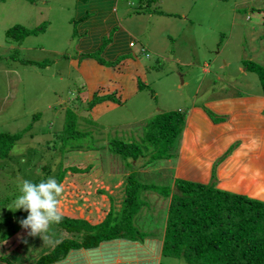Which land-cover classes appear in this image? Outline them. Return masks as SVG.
Listing matches in <instances>:
<instances>
[{"label":"rangeland","instance_id":"1","mask_svg":"<svg viewBox=\"0 0 264 264\" xmlns=\"http://www.w3.org/2000/svg\"><path fill=\"white\" fill-rule=\"evenodd\" d=\"M127 1L131 14L140 21L137 31L140 40L134 51L141 50L140 57L147 64L149 87L144 88L137 99L120 105L115 112L117 117H113L110 124L132 120L138 117L139 111L143 112L140 116L151 113L153 117L179 107L187 110L194 101L193 105H204L207 100L227 95L228 91L235 95L259 93V75L248 67L252 63L264 67V0ZM82 3L91 4V0H6L0 3V134H21L9 155L0 157V229L5 234L13 227L20 228L18 221L27 216L23 210L13 212L7 208L19 194L18 180L40 181L53 176L66 186L64 176L68 170L62 173L61 167L69 164L73 168L72 157L81 156L87 148L94 150L103 146L97 151L102 153L115 137L142 144L143 153L153 150L142 132L145 121L106 131L90 123L82 126L79 123L84 121H78L79 125L74 126L75 135L70 136L65 131L66 126L73 128L69 122L66 124V109L73 108L77 114H82L81 105L87 106L78 96L79 91L86 90L84 73L92 72V68L87 70L89 57H81L87 53L79 50L80 43H86L77 32L76 15ZM143 6L145 9L140 10ZM138 10L140 17H137ZM158 10L167 15L159 14ZM148 11L155 12L149 16ZM15 24L28 28L47 26L44 34L42 31L17 42L6 36V30ZM151 43L163 53L148 52ZM87 49L84 47V51ZM94 51L90 52L100 57L99 51ZM177 59L191 64L181 65ZM92 74L95 75L96 70L93 69ZM102 89L106 90L104 86ZM139 104L140 110L136 111ZM111 158L112 172L118 174L126 167L140 180L144 166L131 160L128 163L113 152ZM166 164L159 159L151 169L158 172L155 167ZM147 175H143L145 181L160 186L171 182V179L155 178L154 173L151 179ZM146 191L141 196L143 207L133 219L139 231L133 232L138 239L164 234L171 202L163 195L157 201L149 195L155 190ZM57 229L58 226H50L45 234L47 239L42 240L28 236L27 230L21 228L8 238L9 242L0 244V260L11 258L19 263L35 260L62 238ZM100 229V226L95 228L93 234H100ZM80 234L83 237V233ZM159 260L160 264H189L183 258L162 254Z\"/></svg>","mask_w":264,"mask_h":264},{"label":"crops","instance_id":"2","mask_svg":"<svg viewBox=\"0 0 264 264\" xmlns=\"http://www.w3.org/2000/svg\"><path fill=\"white\" fill-rule=\"evenodd\" d=\"M82 4L76 15L77 32L86 43H80L79 50L87 53L81 57H89L87 70L92 68V72L94 69L96 74L84 73L86 90L79 91L78 97L85 103L95 95L102 97L113 94L114 97L100 101L90 110L87 109L88 104L87 106L80 104L83 110L82 114H77V125L90 123L94 126L99 125L106 131V129L128 127L137 121H145L141 127L143 134L146 135L151 113L140 116L143 112L139 111L138 117H133L132 120L109 123L113 117H117L115 112L120 105L137 99L143 92L144 88L140 87V82L149 87L146 81L147 64L140 57L141 50L134 51L135 45L140 40L137 32L140 21L131 14L127 0H91V4ZM154 12L148 11V15L151 16ZM158 13L167 15V12L162 10H158ZM138 14L137 17H140L141 13ZM106 37L110 38V42L102 47ZM86 46L88 49L84 51ZM94 50L99 51L100 57L93 54ZM147 51L154 54L163 53V50L153 43ZM132 52L134 55H131ZM69 61L73 63V59ZM177 62L182 65L186 61L177 59ZM103 86L106 90L102 89ZM260 87L259 93L235 95L228 94L230 92L228 91L227 95L207 100L204 105H193L194 101L188 105L190 108L187 110L179 107L178 110L186 114V123L179 139L177 155L175 158L161 159L167 164L155 167L158 172L152 170L157 160L149 165L151 167L147 165L142 168L140 181L144 184L157 185L144 180L143 175L148 174L147 177L151 179L153 173L155 178L158 176L164 181L171 179L170 184L164 186L174 188L177 178L201 183L213 181L218 188L264 201V90L261 83ZM138 110L140 104L136 111ZM78 121L84 122L78 124ZM232 146H234L232 152L216 165ZM101 147H95L97 149L94 150L87 148L81 156L72 157L70 162L73 168L67 164L60 170L62 173L68 170L64 176L67 183L61 198L62 213L87 220L92 224L102 222L110 212L116 214L121 212L127 199L130 174L126 167L118 174L112 172L110 142L102 153L97 152ZM201 156L204 157L202 163H196ZM184 164L191 165L182 170ZM214 168L215 178H213ZM73 170L82 172L73 175L70 173ZM67 174L70 175L66 178ZM156 192H149V195H153L154 199L159 201L164 195L160 193L159 196ZM167 200L170 202L171 197ZM51 226L54 228L55 225ZM57 231L62 233V238L41 254L53 249L64 238L73 240L79 234L77 240L83 239L77 232H66L61 228ZM161 233L157 237H141V240L116 238L103 241L91 248L76 247L52 264H160L163 240ZM6 247H9L8 243ZM2 248L4 249L3 246ZM11 261L17 264H33L35 260H27L24 263ZM0 264L7 263L0 260Z\"/></svg>","mask_w":264,"mask_h":264},{"label":"trees","instance_id":"3","mask_svg":"<svg viewBox=\"0 0 264 264\" xmlns=\"http://www.w3.org/2000/svg\"><path fill=\"white\" fill-rule=\"evenodd\" d=\"M4 1L6 0H0V3ZM148 1L149 3L158 2L157 0ZM139 9L145 8L143 6ZM140 10L136 13H140ZM46 26L47 24H42L35 28H28L22 24H15L6 30V36L20 42L29 36L44 32ZM109 42L110 38L106 37L102 47L107 46ZM37 63L40 64V62ZM45 64L48 65L46 62ZM248 68L259 75L264 90V67L252 63ZM139 84L142 88L148 87L141 82ZM113 97V94L102 97L95 95L90 101L88 100L87 109L90 110L100 101L113 99ZM65 121L66 124L69 122L73 126L71 129L66 126L65 131H68L70 136L75 135L77 112L73 108L66 109ZM185 123L184 111L160 112L150 119L146 130V139L153 147V150L149 148L151 152L143 153L142 144L127 142L120 138L111 141L112 152L121 155L128 163L131 160L141 167L159 159L175 158ZM20 138V133L0 134V157L9 155ZM233 149L234 146L229 148L216 165L222 162ZM203 158L201 156L196 163L201 164ZM189 165L191 164H184L182 170ZM213 178H215V168ZM147 189H154L167 198L171 197L162 240L163 256L183 258L189 264H264V201L218 188L213 181L201 183L177 178L175 188L144 184L133 171L128 176L127 199L121 212L118 213L119 216L110 212L102 222L96 225L76 216L63 214L62 221L52 225L66 232L83 233L82 241L77 238L73 240L64 238L53 249L40 254L33 264H52L76 247L91 248L98 246L102 241L116 238L138 239L133 232H139L134 227L133 219L143 207L141 196ZM115 216L120 220L118 221ZM99 226L101 232L95 236L93 230ZM20 229L21 227H13L7 234L0 229V244L8 242V238ZM10 259L4 258L2 261L7 264H17Z\"/></svg>","mask_w":264,"mask_h":264},{"label":"clouds","instance_id":"4","mask_svg":"<svg viewBox=\"0 0 264 264\" xmlns=\"http://www.w3.org/2000/svg\"><path fill=\"white\" fill-rule=\"evenodd\" d=\"M144 51V50H143ZM147 56V55H146ZM24 163V161H21ZM18 195L11 207L13 212L23 210L27 216L18 221L21 228L27 230V235L46 240V233L52 224H58L63 219L61 198L64 186L53 176L33 182L20 179L17 182ZM27 243V240H23Z\"/></svg>","mask_w":264,"mask_h":264},{"label":"built area","instance_id":"5","mask_svg":"<svg viewBox=\"0 0 264 264\" xmlns=\"http://www.w3.org/2000/svg\"><path fill=\"white\" fill-rule=\"evenodd\" d=\"M144 52H146V51H144ZM146 55H147V56H149V54H148V53H146Z\"/></svg>","mask_w":264,"mask_h":264}]
</instances>
